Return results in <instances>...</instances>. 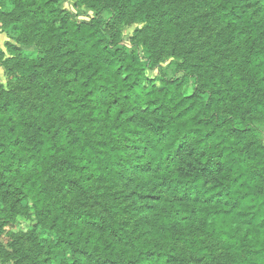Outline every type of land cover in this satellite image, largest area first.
Segmentation results:
<instances>
[{"label": "trees", "instance_id": "16d2710c", "mask_svg": "<svg viewBox=\"0 0 264 264\" xmlns=\"http://www.w3.org/2000/svg\"><path fill=\"white\" fill-rule=\"evenodd\" d=\"M61 1L12 0L6 30L18 82L0 84V238L32 212L51 232L23 234L33 248L11 253L26 264H264V0H77L95 11L83 21ZM194 5L237 58L191 50L175 75L148 76L160 67L152 37L136 32L143 59L121 23L147 20L185 46L203 22L189 19Z\"/></svg>", "mask_w": 264, "mask_h": 264}, {"label": "rangeland", "instance_id": "374dc122", "mask_svg": "<svg viewBox=\"0 0 264 264\" xmlns=\"http://www.w3.org/2000/svg\"><path fill=\"white\" fill-rule=\"evenodd\" d=\"M191 2L192 0H181L176 6H184ZM59 8L70 11L72 18L77 21L89 20L95 15L93 9L86 5L78 4L77 0H63L59 3ZM14 9L12 0H0V84L5 89L15 88L18 82L11 58L13 57V44L18 46L19 44L11 39L6 31L9 27V17L13 14ZM195 16L200 17L203 22L194 27L192 33L188 35L185 46L159 39L157 32L152 30L148 21L144 19L124 21L121 23L120 29L123 36V43L129 50L137 51L143 59H146L151 51L148 52L146 50L143 39H140L136 35V32L137 30L143 29L146 36L152 37V40H149L150 49L153 54H156L153 60L154 58L159 60L158 66L160 67L148 69L147 75L157 78L164 73H167L169 76L175 75L177 73V66L182 62L184 57H189L191 50L212 52L217 58L221 59L229 60L231 58H237L232 48L222 43V38L219 33L220 27L216 20L212 16L203 15L200 8L196 5L188 11L189 19L192 20ZM135 42H137V45H135ZM22 49L31 56L42 55L36 45L22 46ZM180 76H182L181 73ZM23 90L22 93L24 95L30 98L33 97L31 93ZM262 135L264 139V128ZM107 208L108 205L104 202L99 203L96 210L104 212ZM37 222V217L32 212L30 216L18 217L13 225L7 227L5 235L0 238V264H26L23 259L11 253L20 244L23 249L21 252L29 251L33 248L34 242L24 244L25 239L23 238V234L30 236L35 232L43 242L51 237V232L48 228L42 226L37 227ZM17 254L22 257L20 252Z\"/></svg>", "mask_w": 264, "mask_h": 264}]
</instances>
